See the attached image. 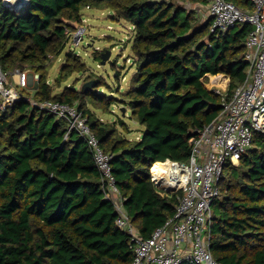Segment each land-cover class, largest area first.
I'll list each match as a JSON object with an SVG mask.
<instances>
[{
	"label": "trees",
	"instance_id": "obj_1",
	"mask_svg": "<svg viewBox=\"0 0 264 264\" xmlns=\"http://www.w3.org/2000/svg\"><path fill=\"white\" fill-rule=\"evenodd\" d=\"M252 9L251 0H229ZM210 0H28L17 10L0 2V65L38 75L33 97L76 104L104 152L112 155L115 183L133 226L146 238L174 214L179 192L160 190L150 179L156 161L186 162L194 140L221 109L207 75L229 78L226 99L247 76L248 24L211 31L190 4ZM104 7L133 29L135 73L122 94L130 117L142 127L138 139L117 133L87 108L100 93L46 82L49 58L63 51L81 23L84 7ZM100 54H95L100 59ZM66 53L58 85L83 71ZM9 72V71H8ZM115 72V77H119ZM98 82V80H96ZM97 100V101H96ZM118 122L128 131L127 124ZM67 122L20 99L0 111V264H131L130 236L115 224L103 197L100 173L82 138L64 134ZM209 247L221 264H264V135L256 133L237 165L228 163L211 203Z\"/></svg>",
	"mask_w": 264,
	"mask_h": 264
},
{
	"label": "built area",
	"instance_id": "obj_2",
	"mask_svg": "<svg viewBox=\"0 0 264 264\" xmlns=\"http://www.w3.org/2000/svg\"><path fill=\"white\" fill-rule=\"evenodd\" d=\"M0 2L17 10L28 0ZM251 2L252 9H242L229 0H210L207 14L211 17V31L222 33L237 25L250 26L244 54L247 76L229 99L226 92L212 88L222 96L220 112L197 131L186 162L165 160L151 165V181L160 190L167 192L170 187V192L179 193L174 214L146 238L131 223L124 208L125 197L120 194L111 171L112 155L103 151L83 112L76 104L26 98L21 90L27 87L28 73L16 69L10 74L0 65V111L17 100L27 99L31 107L67 122L64 138L74 132L88 146L100 173L103 197L113 204L115 224L130 236L131 264H221L209 247L211 203L219 195L226 162L238 164L241 154L251 147L254 135H264V0ZM251 25L255 27L253 30ZM82 33L80 28L72 36L75 45L82 40ZM33 78L37 80L38 75Z\"/></svg>",
	"mask_w": 264,
	"mask_h": 264
},
{
	"label": "rangeland",
	"instance_id": "obj_3",
	"mask_svg": "<svg viewBox=\"0 0 264 264\" xmlns=\"http://www.w3.org/2000/svg\"><path fill=\"white\" fill-rule=\"evenodd\" d=\"M210 3V2H209ZM207 4H190L200 20L203 22L209 18L207 14ZM112 11L104 7H84L83 20L81 23L69 22L74 26L68 34V38L63 51L57 57H50L46 66V82L51 84L54 93H59L65 87H74L77 90L82 89L85 82L95 83L94 89L102 93L99 100H106L109 104L105 110L103 103L94 104L91 97L87 108L93 111L96 117H101L105 123L115 122L117 133L125 136L128 139H134L139 127L130 117L128 106L123 104L122 94L130 87L131 78L135 73L134 56L131 52V38L133 29L131 24L125 19L115 20L111 18ZM82 28V40L75 45L72 36ZM71 51L76 54L79 61H74L77 65L81 62L85 65L83 71H73L66 79L62 80L58 85L56 77L65 63L66 53ZM109 51L108 61L101 65L100 59L95 58V54ZM17 68L8 69L10 74H13ZM7 71V72H8ZM28 73L33 71L30 69L24 70ZM115 72H118L119 77H115ZM221 75V76H220ZM216 77L217 78L216 80ZM226 80L222 85L221 81ZM34 80V79H33ZM98 80V82L96 81ZM35 81V80H34ZM229 83V78L223 74L207 75L205 85L208 89H218L221 93L226 92ZM34 87L29 86L21 90V93L28 99L33 97ZM225 89V90H223ZM97 101V100H96ZM122 108H124V115ZM121 119L129 131H125L123 126L118 122ZM228 164V162H226ZM237 165V164H235Z\"/></svg>",
	"mask_w": 264,
	"mask_h": 264
},
{
	"label": "water",
	"instance_id": "obj_4",
	"mask_svg": "<svg viewBox=\"0 0 264 264\" xmlns=\"http://www.w3.org/2000/svg\"><path fill=\"white\" fill-rule=\"evenodd\" d=\"M209 18L211 19L210 16H209ZM254 28H255L254 25H251V29L253 30ZM109 55H110L109 51L101 52V55H100V57H101L100 58V64L101 65L105 64L108 61ZM94 85H95V83H90V81H87V82H85L83 84L82 89L83 90H87V89L90 90V89H92L94 87ZM122 110H123L122 114L124 115L125 114L124 113V108H122ZM170 189H171L170 187L166 188L167 192H170L171 191Z\"/></svg>",
	"mask_w": 264,
	"mask_h": 264
},
{
	"label": "crops",
	"instance_id": "obj_5",
	"mask_svg": "<svg viewBox=\"0 0 264 264\" xmlns=\"http://www.w3.org/2000/svg\"><path fill=\"white\" fill-rule=\"evenodd\" d=\"M28 73V72H27ZM33 75H34V72H32V73H28V79H29V86H30V88L31 87H34V85L33 84H36L37 83V81L33 78ZM221 76V75H220ZM217 78H219V77H216V80H217ZM35 81H34V80ZM226 80H227V78L225 79L224 78V80L223 81H221V82H219V83H221L222 85L224 84V82H226ZM98 118L102 121V118L101 117H99L98 116ZM132 120H133V122L134 123H136V121L133 119V118H131ZM103 122V121H102ZM137 124V123H136ZM138 125V124H137ZM139 127L137 128V134H136V136L134 137V139H138L139 138V136H140V133H141V129H142V127L140 126V125H138ZM128 131H129V129H128Z\"/></svg>",
	"mask_w": 264,
	"mask_h": 264
},
{
	"label": "clouds",
	"instance_id": "obj_6",
	"mask_svg": "<svg viewBox=\"0 0 264 264\" xmlns=\"http://www.w3.org/2000/svg\"><path fill=\"white\" fill-rule=\"evenodd\" d=\"M35 74V73H34ZM38 79V78H37ZM37 81V80H36Z\"/></svg>",
	"mask_w": 264,
	"mask_h": 264
}]
</instances>
